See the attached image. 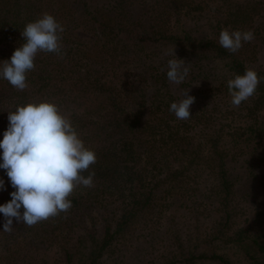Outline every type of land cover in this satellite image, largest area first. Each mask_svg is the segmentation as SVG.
I'll list each match as a JSON object with an SVG mask.
<instances>
[{
	"label": "trees",
	"instance_id": "trees-1",
	"mask_svg": "<svg viewBox=\"0 0 264 264\" xmlns=\"http://www.w3.org/2000/svg\"><path fill=\"white\" fill-rule=\"evenodd\" d=\"M44 12L65 28L63 58L38 53L23 91L0 78V140L7 112L54 98L95 151V177L34 226L13 218L5 232L0 213V264H264V80L238 107L227 87L246 68L264 77V0H0V61ZM224 28L254 39L230 53ZM174 46L190 63L179 85ZM188 88L178 120L170 104ZM0 180L2 205L15 189Z\"/></svg>",
	"mask_w": 264,
	"mask_h": 264
},
{
	"label": "clouds",
	"instance_id": "clouds-1",
	"mask_svg": "<svg viewBox=\"0 0 264 264\" xmlns=\"http://www.w3.org/2000/svg\"><path fill=\"white\" fill-rule=\"evenodd\" d=\"M64 26L52 14L42 13L28 22L21 36L25 43L17 47L10 59L0 61V78L18 91L28 87L27 75L36 67L40 52L55 53L63 58L62 39ZM254 39L252 30L224 28L219 44L230 53H236L243 43ZM168 55L167 78L181 84L189 74V65L177 58L175 46ZM264 80L255 69L246 68L244 74H234L227 81L231 104L238 107L252 97ZM186 89L178 102L170 104L169 111L178 120L191 117L190 107L195 97ZM8 113V127L0 140V169L6 171L11 187V200L0 205L5 218L3 231L13 230V218L31 227L39 222L68 212L72 207L69 197L79 186L92 187L95 172L84 173L97 162L95 151L87 147L70 114L62 110L54 98L32 100L17 105ZM4 181L0 180V189ZM23 209V211H21Z\"/></svg>",
	"mask_w": 264,
	"mask_h": 264
},
{
	"label": "rangeland",
	"instance_id": "rangeland-1",
	"mask_svg": "<svg viewBox=\"0 0 264 264\" xmlns=\"http://www.w3.org/2000/svg\"><path fill=\"white\" fill-rule=\"evenodd\" d=\"M249 54H250V53H249ZM256 54H257V57H258V56H261V57H263V58H264V52H263V56L261 55V52H260V51H259V52H257ZM258 58H259V57H258ZM257 61H258V59H257Z\"/></svg>",
	"mask_w": 264,
	"mask_h": 264
}]
</instances>
